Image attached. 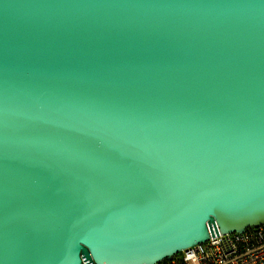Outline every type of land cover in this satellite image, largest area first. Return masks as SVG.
<instances>
[{"label": "water", "instance_id": "95a60500", "mask_svg": "<svg viewBox=\"0 0 264 264\" xmlns=\"http://www.w3.org/2000/svg\"><path fill=\"white\" fill-rule=\"evenodd\" d=\"M262 224L264 0H0V264Z\"/></svg>", "mask_w": 264, "mask_h": 264}, {"label": "built area", "instance_id": "2783aa9c", "mask_svg": "<svg viewBox=\"0 0 264 264\" xmlns=\"http://www.w3.org/2000/svg\"><path fill=\"white\" fill-rule=\"evenodd\" d=\"M159 264H264V224L244 233L214 235Z\"/></svg>", "mask_w": 264, "mask_h": 264}]
</instances>
